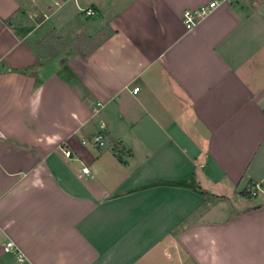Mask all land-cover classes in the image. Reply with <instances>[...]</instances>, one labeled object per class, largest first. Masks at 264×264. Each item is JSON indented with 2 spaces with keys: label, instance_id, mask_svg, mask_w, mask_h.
I'll return each mask as SVG.
<instances>
[{
  "label": "crops",
  "instance_id": "crops-1",
  "mask_svg": "<svg viewBox=\"0 0 264 264\" xmlns=\"http://www.w3.org/2000/svg\"><path fill=\"white\" fill-rule=\"evenodd\" d=\"M211 1L0 0V264H264V0Z\"/></svg>",
  "mask_w": 264,
  "mask_h": 264
},
{
  "label": "trees",
  "instance_id": "trees-1",
  "mask_svg": "<svg viewBox=\"0 0 264 264\" xmlns=\"http://www.w3.org/2000/svg\"><path fill=\"white\" fill-rule=\"evenodd\" d=\"M101 41L95 37H89L85 34L79 35L71 43H67L57 33L52 32L39 42V49L44 58L53 59L62 55V51L65 47L73 45L82 57H88L93 50H95ZM256 185L251 183L249 187L241 191V195L250 198L252 197V187ZM206 194V193H205Z\"/></svg>",
  "mask_w": 264,
  "mask_h": 264
},
{
  "label": "built area",
  "instance_id": "built-area-1",
  "mask_svg": "<svg viewBox=\"0 0 264 264\" xmlns=\"http://www.w3.org/2000/svg\"><path fill=\"white\" fill-rule=\"evenodd\" d=\"M222 0H212L208 4H204L198 8H188L183 13V22L187 30L192 29L200 19H202L204 16L209 14L214 8H216ZM58 4V2H56ZM81 11L85 14L87 17H92L96 14V11L93 9V7L88 6L85 8H81ZM135 90H138V88H135ZM106 135L100 133L95 136H93L91 139H83V143L87 144L90 143L94 146H103L106 143ZM65 155L67 157H70L72 155V151L70 149H64ZM83 172L89 173L88 167H83ZM255 191L252 190V195H255ZM16 249L15 244L13 241L9 240L5 245L6 251H14ZM25 259L24 255L19 253L18 254V260L23 261Z\"/></svg>",
  "mask_w": 264,
  "mask_h": 264
},
{
  "label": "rangeland",
  "instance_id": "rangeland-1",
  "mask_svg": "<svg viewBox=\"0 0 264 264\" xmlns=\"http://www.w3.org/2000/svg\"><path fill=\"white\" fill-rule=\"evenodd\" d=\"M261 188H262V189H261L262 191L260 190L259 195L257 196V198H256V200H255L256 202H261V201H263V198H262V197H263V194H264V182L261 184ZM252 190H253V191H258V190H259V187L256 186V187L253 188ZM228 195L232 197L233 194H232V192H228ZM252 196H254V195H252ZM246 198H247V197H246Z\"/></svg>",
  "mask_w": 264,
  "mask_h": 264
}]
</instances>
